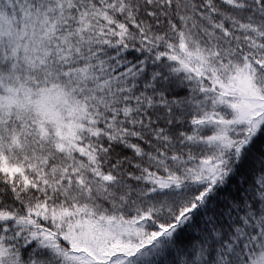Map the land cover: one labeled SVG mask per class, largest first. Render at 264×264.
<instances>
[{
    "label": "snow or ice",
    "instance_id": "1",
    "mask_svg": "<svg viewBox=\"0 0 264 264\" xmlns=\"http://www.w3.org/2000/svg\"><path fill=\"white\" fill-rule=\"evenodd\" d=\"M0 264H264V0H0Z\"/></svg>",
    "mask_w": 264,
    "mask_h": 264
}]
</instances>
